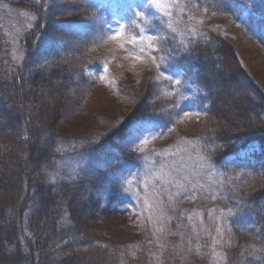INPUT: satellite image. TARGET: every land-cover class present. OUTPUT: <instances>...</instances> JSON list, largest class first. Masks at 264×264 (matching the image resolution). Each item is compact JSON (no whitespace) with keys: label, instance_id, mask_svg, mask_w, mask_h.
Here are the masks:
<instances>
[{"label":"rangeland","instance_id":"1","mask_svg":"<svg viewBox=\"0 0 264 264\" xmlns=\"http://www.w3.org/2000/svg\"><path fill=\"white\" fill-rule=\"evenodd\" d=\"M28 1L37 6L39 0ZM192 1L162 0L163 10L140 9L148 17L150 27L143 33L144 41H138L136 45L127 43L131 36L139 33L129 20L128 8L145 4L147 0H41L44 7L39 9L45 23L43 32L38 33H33L40 16L38 7L0 5V30L11 48L9 57L20 65L24 53L19 45L25 38L35 41L32 46L36 50L23 72L18 71L12 76L8 71L10 75L3 78L6 89L2 94L4 104L0 103V114L6 112L12 117L15 114L17 122L14 126L17 127L10 128V117L6 123H0V209H3L0 238L3 239L5 231L18 223L16 209L24 194V184L18 179L23 182L25 178L31 185L32 178L38 177L45 184L50 180V172H58L56 180H50L55 183L66 177L71 180L85 171L90 185L84 183V190L73 189L70 195L62 198L59 191L60 195L57 193L51 202L55 205L61 199L69 201L74 221L63 219L60 222L62 228L66 224L82 227L89 235L104 242L97 250L107 252L110 258L105 255L102 263H111V258L117 257L118 264H136L138 261L146 264L142 259H134L138 252L147 249L146 252L151 253L147 264H227L231 253L243 247L237 248L240 234L232 224L233 211L226 209L219 198L227 196L226 188L232 186L231 176H226L220 159L215 160L204 153L197 140L210 121L229 135L227 140L250 139L235 147L228 144L230 148L224 149L229 151L228 158L247 157L260 148V135L264 130V17L256 5L258 0H239L237 3L216 0L218 4L226 5L224 12L198 22L202 29L198 31L200 34L208 36L204 29L212 27V35L222 36L225 40L219 52L212 50V53L204 54L209 56V62L199 63L210 88L217 90L214 111L207 117L206 91L192 76L194 55L188 54L185 58L175 53L177 47L172 45L177 39L175 31L178 33L177 44L183 39L181 25L188 24ZM134 19L139 22V18ZM119 25L124 27L121 29ZM117 31L123 34L112 39ZM148 37L153 39L149 41ZM149 43L154 47L149 49ZM215 44L216 41L213 47ZM5 57L0 53V77L3 76L1 71L7 69ZM214 69L224 72L216 73ZM35 71L38 74L33 77ZM12 94L17 97L15 107L10 100ZM144 108L145 112L140 113L141 117L133 127H126L121 122V128H127L128 132L124 139L116 141L124 144L134 156L115 160L119 163L116 167L121 169H111L112 175L108 172L105 175L103 169L117 156L112 148L103 149V146L89 153H72L62 160H50L37 167L33 153L39 152L43 157L48 155L50 141L54 140H50L52 132L59 131L68 136L59 144L69 141L70 146H75V140L98 142L110 129L116 128L117 122L136 116ZM155 108L158 113L146 115ZM35 129L37 133H34ZM110 135L114 137L112 133ZM16 155L21 160L19 174L13 170ZM122 173L125 186H139L143 195L141 202L134 201L137 203L132 207L135 208L131 210L133 212L130 213V207L126 214L108 208L101 210L95 196L91 198L93 204L86 206L89 204L87 192L92 194V189L97 187L101 200L108 184L119 179ZM246 177L250 179V188L263 191L264 164L248 172ZM20 186L21 194L17 195ZM42 196L48 199L46 192ZM28 197L22 201V208ZM30 197L34 207H44V203L36 204V198ZM166 199L169 204L165 203ZM14 201H17L16 209L8 210L6 216L4 207ZM140 203L145 206L142 213ZM44 228L49 243L51 234L48 226ZM56 234L58 232L54 230L52 235ZM186 235L195 240V246L186 251L190 254L187 258L179 252L183 244H179L177 250L169 244L175 238L180 242ZM1 245L3 253L12 255L7 252L5 243L1 241ZM63 245L62 242L58 251L51 249L47 258L56 257L59 264L63 257L74 253L83 256L77 264H97L99 258H95L92 249H81L78 244L74 251L64 253ZM32 258L37 259V254L32 252ZM24 260L23 264H31L30 256L26 255ZM32 264H43L42 259Z\"/></svg>","mask_w":264,"mask_h":264},{"label":"trees","instance_id":"2","mask_svg":"<svg viewBox=\"0 0 264 264\" xmlns=\"http://www.w3.org/2000/svg\"><path fill=\"white\" fill-rule=\"evenodd\" d=\"M16 1L17 4L14 2ZM237 3L239 0H228V2ZM41 0L37 2V6L33 4V2L28 0H0L1 4H8L10 6L18 5L22 7H33L34 9L37 8V12H40L39 8H43L44 4L40 3ZM193 6L190 5V16L188 19V24L190 27H188L187 23L181 25L182 29V35L183 39L178 40V33L175 31V36L177 35V39L173 40L172 45H176V49L174 50L175 53H179L180 55H184L185 58L189 56L188 54H192L194 59V65L192 66V76L194 77L196 83L202 87L204 92L206 91V97L208 98L209 106H208V113L207 117L212 115V112L214 111L216 100H217V90L213 91L210 88V85L208 83V79L206 76L202 74V65L199 63H202L201 60H204L206 57L204 56L206 53H212V50H215L217 52L218 50H221L224 46L223 42H225L224 37L215 35L213 36V28H205V32L209 33L208 36H205L203 33L200 34L198 31H202V29L199 27L198 22L205 21L207 18L216 17L217 15L224 12L225 7L222 4H218L216 0H193L192 1ZM15 4V5H14ZM33 4V5H32ZM189 4V3H187ZM259 7V13L261 16L264 17V0H258L257 4ZM234 6H236L234 4ZM192 7V8H191ZM1 13V12H0ZM40 17L41 20H40ZM1 21V18H0ZM47 21V20H46ZM45 23V18L40 12V16H38V24L34 27L33 33L43 32V25ZM189 28V29H188ZM1 29L4 30V27ZM179 30V28H178ZM184 30V31H183ZM180 31V30H179ZM188 31V32H187ZM32 33V35H33ZM187 36V37H186ZM6 35L4 36L3 32L0 30V53L3 56H6L4 60L6 61V70L1 71L0 77V103L4 104L2 94L4 92V79L5 76L10 75L7 74L8 71H11V75L14 76L15 73L18 71L23 72V70L29 66V63L31 62V59H33L32 55L36 53V50L33 44H35V41H28L27 38L21 40V44L19 45L21 48L20 50L24 53V58L21 61L20 65H17V63L12 60V58L9 57V54L11 55V48L9 47V44L5 43ZM212 38V39H211ZM188 42H186V41ZM216 41V44L213 47V43ZM180 43V44H179ZM172 46V47H173ZM38 51V50H37ZM219 52V51H218ZM186 54V55H185ZM219 58V57H216ZM210 61V60H209ZM212 62L215 60H211ZM193 62V61H192ZM3 64V63H2ZM20 66V67H19ZM21 68V69H19ZM11 69V70H10ZM38 74V71H35L33 73V77H35ZM11 104L13 107L16 106L17 97L16 95L11 96ZM18 103V102H17ZM158 109L155 108L153 112L149 111L146 115L155 114L158 113ZM139 112V111H138ZM145 108L141 110V112L137 113L139 116H134L129 118L126 121H119L117 122L116 128L110 129L108 132V135L106 134L105 137H102L99 139L98 142H93L91 140L86 141L85 143H80L78 141L76 142L75 146H70L71 142L69 141H61L62 143H58L62 138H67L63 132L54 131L52 134H50V150L48 152V155L46 157H43L39 152H35L33 154L36 158L35 161L37 162L36 165L39 167V165L42 166L47 164L50 160L53 161H59L62 160L67 155H71L72 153L76 152H91L94 150H98V146H103V149L112 148L114 151V155L117 156V158H113L114 162L108 165H105V168L103 169V173L106 175L108 173H113L111 169H118L120 166L116 167V165H119V163L115 162V160L124 159L122 157H132L134 156V153L130 152L129 150L125 149L124 144H120L119 139H124L126 137V131L127 128L122 129L121 128V122L125 124L126 127H133L134 124L137 122V120L141 117L140 113H144ZM0 114V123L3 122L6 123L8 117H10L11 121H8V124L11 127H17L14 126V124L17 122L15 119L17 116L14 114L8 116V114ZM16 113V112H15ZM145 115V116H146ZM208 125L203 129L202 136L200 138L198 137L197 144L200 146V148L206 153L207 155H212L215 160H219V163L221 164V167L226 173V176H231L232 180V186L229 188H226V197H219L223 201V206L226 209H229V211H233V219L232 224L234 225V228L236 232L240 234V236L237 238V248L239 249L241 246L242 248L239 249V251L235 252L233 251L231 253L232 256L229 254L228 262L227 264H264V189L263 191L260 190L257 191L253 188L249 187L250 179L246 177L248 172L251 170H254L256 168H260L264 164V130L261 131L260 138L262 142L259 144V149L251 152L247 157H241L239 156L228 158L226 154L229 151H226L224 149H227L228 144L232 145L230 147H235L237 145L246 143L250 139L244 138H235L234 139H228L227 140V134H225L223 131H221L219 126H217L214 122L212 124L210 121H207ZM13 124V125H12ZM26 125V123H24ZM16 125V124H15ZM24 125V126H25ZM15 128L14 130H16ZM26 127V133L27 138L30 137V133L27 130ZM129 129V128H128ZM50 130V129H49ZM37 129H35L34 133H37ZM51 132V131H50ZM128 132V131H127ZM113 134L114 137H112ZM112 137V139H111ZM110 140V141H109ZM115 140V142H113ZM257 140V139H255ZM254 141V140H252ZM229 147V148H230ZM228 148V149H229ZM59 149V150H58ZM28 153V152H27ZM99 157V156H98ZM140 161H142V158H140ZM129 163V162H128ZM14 168L13 170L16 171L17 174L20 173L21 169V160L20 156L16 155V157L13 160ZM98 164V163H97ZM141 164V162H140ZM12 165V164H11ZM123 166L122 164H120ZM47 166V165H46ZM6 168V167H5ZM37 169V168H36ZM5 170V169H4ZM38 172V171H37ZM121 172V171H120ZM97 173V172H96ZM111 173V175H112ZM124 173V172H123ZM123 173L118 177L116 181L110 182L106 188H108L107 192L104 194L103 198L100 200L98 193V188L96 187L93 191V195L91 192H87L88 194V202L95 196V199L99 201V208L102 210L103 208L111 209L116 212H119L120 214H126L128 207H130V213L133 212L131 210H134L135 208H132L135 206L137 202L134 203L135 200L142 201L143 195L138 188L139 186H125V184L122 182V175ZM245 174L244 176H241ZM92 175V174H91ZM39 177H41V174H38ZM88 175H85V171H83L80 175L76 176V178H72L71 180L66 177L63 178L60 181H56L53 183L52 181H46L45 184L40 182V179L38 177L32 178L31 185L28 184V181L24 178L23 182L22 180L18 179L20 184H24V194L22 196V200L20 204L17 205L16 209V202L14 201V205L10 204L9 206L4 207V214L7 216L9 215L8 210L13 211L12 209H16L18 212V223L13 224L12 228H9L7 231H5L4 238H0V264H23L24 257L30 256V262L38 263L42 259L43 264H58L56 261V257L51 256V258H47V254H49V251L51 249L53 251H58L61 249L60 245L63 242V251L66 252H72L76 249V245L79 246V248L87 249V251L91 250L94 251L95 258H99L97 261V264H101L105 258L104 256L107 255V252H103L99 249L98 246L104 245L103 241H99L94 236L89 235L85 229L82 227L72 226L66 224L65 227H61L60 222L63 219H68V221H74L73 216L71 213L70 206L68 205L69 201L64 202L62 199L56 203L55 205L52 204V199H54L58 193V195L64 197L66 195H70L72 193L73 189L82 191L83 186L90 185L89 178L85 177ZM100 176V175H98ZM97 177V176H96ZM38 178V179H37ZM230 178V177H229ZM247 182V184H245ZM85 183V185H84ZM133 183V180L131 181ZM231 184V183H230ZM85 188V187H84ZM84 190V189H83ZM102 190V189H101ZM21 186L18 189V194L21 193ZM57 191V192H56ZM59 191L60 194H59ZM145 191H147L145 189ZM46 192L47 196H45L48 199L43 198L42 193ZM84 192V191H83ZM29 193V195H28ZM143 190V194H144ZM91 194V195H90ZM28 197V201L26 202V205L22 208L21 204L23 203V200H26ZM30 196H34L36 198V204L37 203H44V207H34V200H30ZM99 197V198H98ZM17 199V198H15ZM166 204L168 203V200L165 201ZM263 203V204H262ZM139 208V207H138ZM141 212L145 211V206L140 203V209ZM3 209H0V214L2 213ZM176 211V210H174ZM174 213V212H173ZM178 220V218H176ZM238 223H241L242 225H239ZM41 226H40V225ZM174 225L175 222H174ZM48 226L49 233L52 235L54 234V230L58 232V234L50 235V242H47V234L44 231V227ZM88 226V225H86ZM1 227V226H0ZM170 227V225H168ZM85 228V226H84ZM92 230V229H91ZM43 231L45 232V235H43ZM3 234V233H2ZM197 238V237H196ZM1 241L5 243L9 253L11 254H5L3 253V247L1 245ZM180 241V240H179ZM195 240L194 238H190V236H185L183 239L178 242L177 239L170 240L171 247L173 250H177L179 244H183L182 251H179L185 257H189L190 254L187 253L188 247L195 246L194 244ZM200 243V242H199ZM198 243V245H199ZM49 246L47 247V245ZM191 245V246H188ZM24 246V250H23ZM27 247V248H26ZM185 247V248H184ZM20 248V250H18ZM235 248V247H234ZM94 249V250H93ZM147 249H142V253L138 252L136 254L137 259L134 260H143L147 264V259H149L150 251L146 252ZM36 251V253H35ZM32 252H34V255L37 254V259L32 258ZM175 252V251H174ZM42 253V256L40 255ZM63 253V254H64ZM146 253V254H145ZM29 254V255H28ZM99 254V256L97 255ZM175 254V253H174ZM66 255V254H65ZM39 256V257H38ZM64 256V255H63ZM80 257H83L82 255L72 254L69 253V255L63 257L59 264L63 263L66 264H74L78 263ZM86 257H89L87 254ZM110 258V256H108ZM135 258V257H134ZM243 258V259H242ZM111 263H102V264H118L117 257L111 258ZM74 262H73V261ZM146 260V261H145ZM109 261V260H108ZM116 261V262H115ZM143 262V263H144ZM141 264V262H136V264ZM192 263V259H191ZM30 264V263H28Z\"/></svg>","mask_w":264,"mask_h":264},{"label":"snow or ice","instance_id":"3","mask_svg":"<svg viewBox=\"0 0 264 264\" xmlns=\"http://www.w3.org/2000/svg\"><path fill=\"white\" fill-rule=\"evenodd\" d=\"M146 7H153V8H156L158 10H163L162 0H147V2L145 4H142L139 6H131V5L129 6V8H128V11L130 13L129 20L132 24L135 25L136 28L139 29V33L131 36V38L127 41V43H130L132 45H136V43L138 41L139 42L144 41L145 37H144L143 33L148 31L150 24H149L148 17L145 15V12L140 10V9L146 8ZM33 18L35 19V17H33ZM134 18H139V22ZM142 24L147 25V27H143ZM119 27L122 29L124 26L119 25ZM122 34L123 33L121 31H117L116 36H113L112 39H116L117 36H120ZM148 39H149V41H151L153 39V37H148ZM148 47H149V49H151L154 47V45L152 43H149ZM141 51H143V49H141ZM153 59H155V58H153ZM105 70H107V66H105ZM177 83H179V81H177ZM142 143H146V141H142ZM57 176H58V172L57 173H51V172L49 173V179L52 181H55Z\"/></svg>","mask_w":264,"mask_h":264},{"label":"bare ground","instance_id":"4","mask_svg":"<svg viewBox=\"0 0 264 264\" xmlns=\"http://www.w3.org/2000/svg\"><path fill=\"white\" fill-rule=\"evenodd\" d=\"M209 57H206L204 60H201V62H202V64H205V63H207V62H209ZM213 72H216V73H223L224 72V70H222V69H219V70H213ZM212 72V73H213ZM91 204H93V201L92 200H89V204H86V206H88V207H90L91 206Z\"/></svg>","mask_w":264,"mask_h":264}]
</instances>
